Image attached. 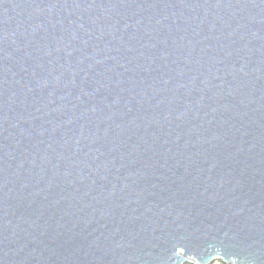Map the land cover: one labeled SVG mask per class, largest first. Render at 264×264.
Returning <instances> with one entry per match:
<instances>
[{
	"label": "water",
	"instance_id": "1",
	"mask_svg": "<svg viewBox=\"0 0 264 264\" xmlns=\"http://www.w3.org/2000/svg\"><path fill=\"white\" fill-rule=\"evenodd\" d=\"M264 264V0H0V264Z\"/></svg>",
	"mask_w": 264,
	"mask_h": 264
},
{
	"label": "clouds",
	"instance_id": "2",
	"mask_svg": "<svg viewBox=\"0 0 264 264\" xmlns=\"http://www.w3.org/2000/svg\"><path fill=\"white\" fill-rule=\"evenodd\" d=\"M214 261H216V262H221L222 264H225L222 260H213V261H211V262L208 263V264H211V263H213ZM192 264H199V263L196 262V261H192Z\"/></svg>",
	"mask_w": 264,
	"mask_h": 264
},
{
	"label": "built area",
	"instance_id": "3",
	"mask_svg": "<svg viewBox=\"0 0 264 264\" xmlns=\"http://www.w3.org/2000/svg\"><path fill=\"white\" fill-rule=\"evenodd\" d=\"M214 264H222L221 262H216V263H214Z\"/></svg>",
	"mask_w": 264,
	"mask_h": 264
},
{
	"label": "bare ground",
	"instance_id": "4",
	"mask_svg": "<svg viewBox=\"0 0 264 264\" xmlns=\"http://www.w3.org/2000/svg\"><path fill=\"white\" fill-rule=\"evenodd\" d=\"M214 263H216V261H214L213 263H211V264H214Z\"/></svg>",
	"mask_w": 264,
	"mask_h": 264
}]
</instances>
